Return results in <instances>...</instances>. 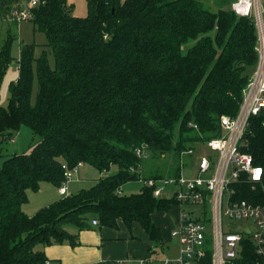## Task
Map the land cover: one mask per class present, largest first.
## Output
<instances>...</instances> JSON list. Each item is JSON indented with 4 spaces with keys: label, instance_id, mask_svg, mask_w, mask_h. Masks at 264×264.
<instances>
[{
    "label": "trees",
    "instance_id": "trees-1",
    "mask_svg": "<svg viewBox=\"0 0 264 264\" xmlns=\"http://www.w3.org/2000/svg\"><path fill=\"white\" fill-rule=\"evenodd\" d=\"M25 1L0 0V9L5 14ZM86 1L85 16L73 15L67 0H44L35 8L30 20L45 33V48L36 56L34 43L21 45L18 79L11 81L8 105L0 106V144L24 124L40 138L0 166V264H45L47 246L79 243L67 225L90 229L93 219L111 228L120 221L130 230L139 224L153 245L161 243L153 214L168 213L178 202L155 197L145 183L138 192L122 191L129 181L153 177L142 176L145 158L138 149L168 161L154 179L179 176L183 152L197 140L219 136L221 116L237 113L259 60L254 19L224 8L234 0H213V8L209 0ZM8 25L0 87L19 23ZM262 120L252 118L246 140L264 169ZM80 162L102 173L94 185L31 215L23 210L29 189L42 181L62 186L66 170ZM236 188L238 198L264 204V176L255 186ZM244 246L233 264H264L249 239ZM204 262L210 263L209 255Z\"/></svg>",
    "mask_w": 264,
    "mask_h": 264
},
{
    "label": "built area",
    "instance_id": "built-area-1",
    "mask_svg": "<svg viewBox=\"0 0 264 264\" xmlns=\"http://www.w3.org/2000/svg\"><path fill=\"white\" fill-rule=\"evenodd\" d=\"M44 0H27L14 5L5 14L0 9V21L21 23L34 16L35 8ZM230 8L239 16L252 17L259 35V60L246 87L235 115H222L221 134L209 140L194 143V147L185 150L191 157L200 153L198 174L195 177L149 178L144 181L154 188L157 198L175 197L180 208L179 224L171 236L178 239L179 253L175 257L157 260L153 257L139 259V264H205L209 255V264H233L245 250L244 241L249 239L255 252L264 257V204H256L238 198L236 185L262 182L264 169L254 162L250 153L246 135L254 116L262 117L264 128V16L263 0H234ZM20 64L17 65V69ZM198 128L197 124L190 123ZM209 149L203 155L202 147ZM247 146V149L243 147ZM138 155L147 158L145 149H138ZM188 165L183 163L182 167ZM83 165L82 162L78 166ZM77 169V168H76ZM70 178V171L65 172ZM172 184L173 193L165 194L163 187ZM61 195H68L65 183L59 187ZM253 220L254 226L231 227V220ZM227 220V221H226ZM93 225L99 220L93 219ZM125 260L118 264H125ZM45 264H51L49 260Z\"/></svg>",
    "mask_w": 264,
    "mask_h": 264
},
{
    "label": "rangeland",
    "instance_id": "rangeland-1",
    "mask_svg": "<svg viewBox=\"0 0 264 264\" xmlns=\"http://www.w3.org/2000/svg\"><path fill=\"white\" fill-rule=\"evenodd\" d=\"M70 11L73 15L85 16L88 13L87 9V1L86 0H67ZM210 7H216V3L213 0L207 1ZM231 3H226L224 8L230 9ZM8 23L0 21V48L3 44ZM17 38L12 43V51L11 54L13 56L12 62L8 67L2 83L0 87V106H7L9 103V99L11 96V81H16L19 76V69H17V65L19 64L20 59V47L22 44H35V54L36 56L41 55L43 53V49L45 48V43L47 42V37L45 33L42 31H38L33 22L31 20H25L19 23V27L15 30ZM51 64L54 65V58L50 56ZM38 92V79L37 75H35L34 85L32 90V102L36 101ZM39 136L34 134L32 129L28 125H22L20 129L15 133L14 138L8 141H3L0 144V166L3 163V160L14 153V150L18 153L28 152L33 144L39 141ZM204 142H206L204 140ZM193 147V144H192ZM209 149L206 147H202L203 155L207 154ZM153 153H149L148 157L144 160L142 164V176L152 175L154 178V171L159 169L162 166V171H164V165H167V160L161 157H155ZM183 163L187 162L188 165H185L181 168V173L183 177H195L198 174V163L200 160V153L197 152L194 156H190L189 154H182ZM112 171H116V167H113ZM110 171V172H112ZM159 173V172H158ZM100 171L89 164H83L79 166L77 169L70 170V178L64 181V183L68 187V193H76L83 188H89L94 185L96 179L99 178ZM179 176H175L178 178ZM166 178V177H162ZM144 181L142 179L133 180L125 183L122 188L123 192L126 194H131L133 192H138L143 186ZM159 183V187H163V192L165 194L173 193L175 190V186L172 184H166L165 186ZM59 186L55 185L52 181H42L37 190H28V200L23 204L24 208L29 209L30 215L37 211L39 208L49 205L54 201L60 199L61 195H59ZM27 213V212H26ZM29 214V213H28ZM178 214V210L173 208L168 213H159L156 212L154 215V219L162 224V232L165 234L166 238L157 246L153 245V249L155 252H151V256L158 261L165 258H171L177 256L179 253L178 250V239H174L171 237L169 232V227L173 221L175 222L176 216ZM167 221V222H166ZM227 221V220H226ZM164 222H166L164 226ZM249 225L251 227L254 226L253 220H231V227H239ZM142 228V227H141ZM67 229L70 232L76 230V228L72 225H67ZM142 230H144L142 228ZM168 237V238H167ZM149 240V239H148ZM146 239L135 238V241H132L134 247L136 246V251H144L145 253H149L145 245ZM130 242V241H129ZM145 245V246H144ZM130 259H135L131 255ZM156 262L155 264H160V262ZM125 264H136L130 260L125 262Z\"/></svg>",
    "mask_w": 264,
    "mask_h": 264
},
{
    "label": "crops",
    "instance_id": "crops-1",
    "mask_svg": "<svg viewBox=\"0 0 264 264\" xmlns=\"http://www.w3.org/2000/svg\"><path fill=\"white\" fill-rule=\"evenodd\" d=\"M101 176L102 173L99 174V177ZM59 195L61 194L59 193ZM63 196L64 195H61V197ZM174 208L178 210V214L175 222L173 221V224L171 223V226L169 227L170 235L180 221V208L178 206ZM24 211L29 214L31 212L26 208H24ZM155 213L153 214V220L156 225L162 228V222L159 223L154 219ZM159 213L165 214L166 212ZM166 222L163 223L164 226ZM141 227L142 226L139 224H134L133 228L130 230L120 221L118 228L100 226L98 224L93 225L90 229L80 231L76 229L73 231V233L79 235V243L76 246H71L67 243L49 245L45 248L46 254L51 264H98L113 260H125L126 262L130 260L139 264V259L152 257L150 254L152 251L149 250L152 243L149 239L148 233L145 230H142ZM162 234L163 239H165V234L163 232ZM132 235L135 237L132 238ZM135 238H144L147 240L145 241V245L149 253L136 251V246L134 247L132 243V241H135ZM131 255L135 259H130Z\"/></svg>",
    "mask_w": 264,
    "mask_h": 264
},
{
    "label": "water",
    "instance_id": "water-1",
    "mask_svg": "<svg viewBox=\"0 0 264 264\" xmlns=\"http://www.w3.org/2000/svg\"><path fill=\"white\" fill-rule=\"evenodd\" d=\"M243 148H244V149H247V146H244Z\"/></svg>",
    "mask_w": 264,
    "mask_h": 264
}]
</instances>
